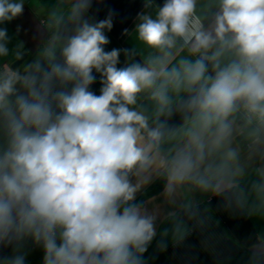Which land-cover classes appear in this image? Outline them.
<instances>
[{"label": "clouds", "instance_id": "clouds-1", "mask_svg": "<svg viewBox=\"0 0 264 264\" xmlns=\"http://www.w3.org/2000/svg\"><path fill=\"white\" fill-rule=\"evenodd\" d=\"M197 4L164 0L138 13L135 37L148 54L135 61L134 49L105 50L111 11L93 21L92 0H73L58 57L53 46L23 71L0 66V245L30 239L42 264H145L156 227L136 202L144 174L160 172L169 190L239 185L235 137L264 154V0H214L210 18ZM23 9L24 0H0V24ZM9 39L0 27V57ZM122 51L128 62L118 67ZM141 95L181 123L150 124ZM252 194L264 202V176ZM248 264H264V233Z\"/></svg>", "mask_w": 264, "mask_h": 264}, {"label": "crops", "instance_id": "crops-1", "mask_svg": "<svg viewBox=\"0 0 264 264\" xmlns=\"http://www.w3.org/2000/svg\"><path fill=\"white\" fill-rule=\"evenodd\" d=\"M73 0H24L23 13L10 22L0 24L8 30L9 54L0 57V66L15 61L22 52L25 61L17 68L21 71L37 59L43 60L48 48L55 46L59 56V45L72 33L73 22L66 11ZM152 7L146 8V0H92L87 17L93 21L105 19L112 12L113 27L106 30L110 43L106 51L113 48L134 49L131 60L142 61L148 49L140 45L135 37L137 15L153 12L164 0H151ZM214 0H198L197 12L209 17L214 11ZM208 20H205L207 25ZM127 29V33H125ZM183 54V53H181ZM128 58L123 51L118 67H123ZM90 90L99 95L100 75ZM138 104L146 109L150 124L167 120L169 126L181 123L179 114L159 116L155 105L144 95ZM170 145H165V148ZM232 147L240 152L239 164L244 176L239 185L223 192H205L193 183H186L169 190L166 180L158 192L144 198L142 195L162 176L151 170L141 178V187L136 202L155 217L156 236L143 254L145 264H248L250 245L258 234L264 233V202L252 194V184L264 176V154L250 151L240 135ZM134 182L136 178H133ZM241 189L244 194H241ZM24 254L25 264H42L43 249L26 240L19 245H0V258Z\"/></svg>", "mask_w": 264, "mask_h": 264}, {"label": "trees", "instance_id": "trees-1", "mask_svg": "<svg viewBox=\"0 0 264 264\" xmlns=\"http://www.w3.org/2000/svg\"><path fill=\"white\" fill-rule=\"evenodd\" d=\"M165 182V179L163 177H161L159 180H157L153 185L152 187L147 190L143 195H142V198L150 195V194H153L155 192H158L160 190V188L163 186Z\"/></svg>", "mask_w": 264, "mask_h": 264}, {"label": "water", "instance_id": "water-1", "mask_svg": "<svg viewBox=\"0 0 264 264\" xmlns=\"http://www.w3.org/2000/svg\"><path fill=\"white\" fill-rule=\"evenodd\" d=\"M26 57H27V53L26 52H22L19 55V57L15 61H13L11 63V67L18 68L25 61Z\"/></svg>", "mask_w": 264, "mask_h": 264}, {"label": "built area", "instance_id": "built-area-1", "mask_svg": "<svg viewBox=\"0 0 264 264\" xmlns=\"http://www.w3.org/2000/svg\"><path fill=\"white\" fill-rule=\"evenodd\" d=\"M6 65H10L9 63H4L1 66H6ZM11 66V65H10Z\"/></svg>", "mask_w": 264, "mask_h": 264}]
</instances>
